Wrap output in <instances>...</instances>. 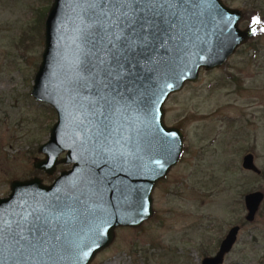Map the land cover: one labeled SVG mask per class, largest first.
I'll use <instances>...</instances> for the list:
<instances>
[{"label":"water","instance_id":"obj_1","mask_svg":"<svg viewBox=\"0 0 264 264\" xmlns=\"http://www.w3.org/2000/svg\"><path fill=\"white\" fill-rule=\"evenodd\" d=\"M222 0H50L29 94L55 114L32 166L0 196V264H88L117 226L152 213V188L177 162L182 130L163 102L198 71L221 65L255 34L254 17ZM256 21V18H255ZM242 168L259 172L253 154ZM263 198L243 194L251 220ZM238 226L199 264H225Z\"/></svg>","mask_w":264,"mask_h":264},{"label":"rangeland","instance_id":"obj_2","mask_svg":"<svg viewBox=\"0 0 264 264\" xmlns=\"http://www.w3.org/2000/svg\"><path fill=\"white\" fill-rule=\"evenodd\" d=\"M222 2L240 9L242 28L256 18L255 35L168 95L164 122L182 130L181 154L152 188V215L138 226H117L88 264H199L233 224L236 239L223 262L264 264V0ZM49 3L0 0V196L13 178L48 183L69 166L57 164L51 174L32 166L55 117L29 94ZM247 151L259 173L241 167ZM252 190L263 198L247 220L243 194Z\"/></svg>","mask_w":264,"mask_h":264},{"label":"flooded vegetation","instance_id":"obj_3","mask_svg":"<svg viewBox=\"0 0 264 264\" xmlns=\"http://www.w3.org/2000/svg\"><path fill=\"white\" fill-rule=\"evenodd\" d=\"M249 20H250V19H249ZM238 26L241 27V26L239 25V22H238ZM255 27H256V24H255ZM255 33H256V30H255ZM254 35H255V34H254ZM249 39H250V38H249ZM246 41H247V40H246ZM246 41H245V42H246ZM245 42H244V43H245ZM244 43H242V44H244ZM240 45H241V44H240ZM235 49H236V48H235ZM251 153H252V152H251ZM60 169H61V168H60ZM58 170H59V169H58ZM58 170H57V171H58ZM259 172H260V171H259ZM259 172H257V173H259Z\"/></svg>","mask_w":264,"mask_h":264},{"label":"trees","instance_id":"obj_4","mask_svg":"<svg viewBox=\"0 0 264 264\" xmlns=\"http://www.w3.org/2000/svg\"><path fill=\"white\" fill-rule=\"evenodd\" d=\"M43 15V14H42ZM44 18V17H43ZM41 21V20H40ZM42 21H43V19H42ZM42 25V22H40V26Z\"/></svg>","mask_w":264,"mask_h":264},{"label":"snow or ice","instance_id":"obj_5","mask_svg":"<svg viewBox=\"0 0 264 264\" xmlns=\"http://www.w3.org/2000/svg\"><path fill=\"white\" fill-rule=\"evenodd\" d=\"M253 22H256V21H255V18H254Z\"/></svg>","mask_w":264,"mask_h":264}]
</instances>
